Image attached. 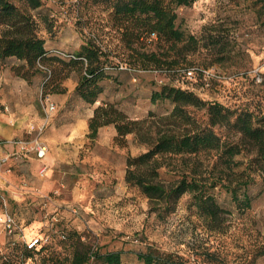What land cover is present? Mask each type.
Instances as JSON below:
<instances>
[{
	"label": "rangeland",
	"instance_id": "obj_1",
	"mask_svg": "<svg viewBox=\"0 0 264 264\" xmlns=\"http://www.w3.org/2000/svg\"><path fill=\"white\" fill-rule=\"evenodd\" d=\"M113 2L42 0L32 11L48 49L75 53L93 40L113 64H121L108 70L115 78L102 81L99 100L116 102L132 118H142L150 110L162 114L172 103H152L150 95L170 83L227 108L264 115V0H196L176 7V26L197 41L195 48L185 45L180 53L154 35L127 44L112 14ZM153 53L159 64L149 59ZM15 63L13 57L0 59V125L20 129L12 137L26 142L42 126L40 135L48 151L39 159L32 152L17 151L15 144L11 151L0 144V158L8 156L0 164V255L16 256L21 264H68L65 258L71 248L64 236L76 231L102 252L120 251L125 264H143L137 253L149 246L173 252L181 264H264V255L258 254L264 245V175L253 162V180L238 192L240 198L244 191L248 194L250 207L239 208L225 189H212L226 210L218 227L210 229L199 217L189 205V194L160 218L139 188L124 179L127 155L135 156L145 146L133 135L119 145L107 128L93 141L88 138L86 120L92 107L74 91L78 73L72 70L63 80L67 87L63 107L56 106L46 119L47 97L42 94L46 73L26 80L12 70ZM194 115L205 118L203 110ZM5 116L11 120L2 122ZM63 123H73L65 136L57 127ZM216 131L226 134L223 128ZM249 154L235 156L242 162L238 169L247 167ZM202 160L203 171H209L212 160ZM43 165L46 171L41 175ZM164 171L161 178L169 180L172 174ZM4 212L14 220L11 233L3 228ZM37 238L32 256L24 258V247Z\"/></svg>",
	"mask_w": 264,
	"mask_h": 264
},
{
	"label": "trees",
	"instance_id": "obj_2",
	"mask_svg": "<svg viewBox=\"0 0 264 264\" xmlns=\"http://www.w3.org/2000/svg\"><path fill=\"white\" fill-rule=\"evenodd\" d=\"M195 1L114 0L111 6L127 44L154 35L180 53L182 46L190 45L187 49H192L197 41L176 26L175 9ZM41 5L42 0H0V59L15 58L18 63L11 68L26 80L39 72L46 73L42 94L49 99L52 94H65L67 87L63 80L72 70L78 73L74 91L92 107L87 120L88 138L93 141L100 127L113 125L115 143L124 145L127 136L133 135L145 146L139 154L127 155L124 179L128 186H137L148 198L151 211L164 218L175 210L182 195L189 194V205L214 229L226 211L211 192L216 187L229 192L239 208L250 207L248 194L244 191L240 198L238 192L253 180L250 162L264 175V115L233 110L219 102L204 100L188 88L163 83L151 92L150 101L168 100L173 105L171 110L162 114L150 110L142 118H132L116 102L98 98L103 91L102 81L115 78L114 72L108 70H116L121 64H113L108 53L93 40H87L75 53L48 49L32 12ZM178 43L183 44L178 47ZM148 57L159 64L154 53ZM200 110L205 118L194 115V111ZM216 128H223L226 134H219ZM244 151L252 154L248 156L247 167L238 169L242 162L235 156ZM203 157L212 160L207 172L203 171ZM162 169L172 174L169 180L161 178ZM64 237L71 248L65 258L68 264H125L120 251L102 252L99 246L83 239L81 233L73 231ZM36 242L24 247V258L32 256ZM258 254L264 255V245ZM137 258L143 264L182 263L173 252L152 246L137 253ZM0 264H21V261L16 256L0 255Z\"/></svg>",
	"mask_w": 264,
	"mask_h": 264
},
{
	"label": "built area",
	"instance_id": "obj_3",
	"mask_svg": "<svg viewBox=\"0 0 264 264\" xmlns=\"http://www.w3.org/2000/svg\"><path fill=\"white\" fill-rule=\"evenodd\" d=\"M188 75L192 74V71L189 70L187 72ZM56 109V105L55 103L50 100L48 97L45 100V103L43 105V110H44V114L46 119H48L49 115L55 111ZM38 132L37 135H35L30 141L26 142L20 139H3L0 138V144L3 143H9V144H15L18 146L19 151H27V152H32L35 154V156L39 159H42L45 157L47 151H48V145L46 143V141L41 137V131H42V126L38 128ZM8 156L6 157H2L0 158V164L3 163ZM46 171V166L43 165L40 170L39 173L41 175H44ZM4 215L3 219H2V224H3V228H5L7 230L8 233H11L14 228H15V223L13 218L11 217V215L7 212L2 213ZM36 242V240L31 242V245Z\"/></svg>",
	"mask_w": 264,
	"mask_h": 264
},
{
	"label": "crops",
	"instance_id": "obj_4",
	"mask_svg": "<svg viewBox=\"0 0 264 264\" xmlns=\"http://www.w3.org/2000/svg\"><path fill=\"white\" fill-rule=\"evenodd\" d=\"M64 95L65 94H52V95H50V100H52L53 102H55L56 106L60 109L61 107H63V103L65 102L66 95L65 96ZM91 114H92V109L90 110V112H89V114L87 116V120L91 116ZM9 120H11V119L8 118V117H6V116L2 118V122L3 121H9ZM87 120H86V125H87ZM53 125L55 126L56 124H53ZM72 126H73V123H68V124L63 123L62 125H58L57 127L59 129H61V127H62V129H64L63 134L65 136V135H68L69 132L72 130ZM105 128L110 129V131H111V133H110V139L113 140V138H114V136L116 134V131H115L113 125H105V126L100 127L99 130H98V135H100L102 129H105ZM19 131H21V130L20 129L14 130L12 127L3 124L1 126V128H0V136H2L4 139L10 140V139H13V137H12L13 133L14 134H17V133H19ZM71 135H73V134H71ZM14 146H15L14 144H9V143H4L3 144V147L6 150H10V151L14 149ZM16 147H17V151H18L19 148H18V146H16Z\"/></svg>",
	"mask_w": 264,
	"mask_h": 264
}]
</instances>
